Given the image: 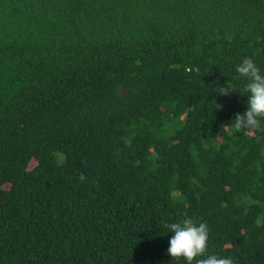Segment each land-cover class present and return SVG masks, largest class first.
I'll return each mask as SVG.
<instances>
[{
	"label": "trees",
	"instance_id": "1",
	"mask_svg": "<svg viewBox=\"0 0 264 264\" xmlns=\"http://www.w3.org/2000/svg\"><path fill=\"white\" fill-rule=\"evenodd\" d=\"M246 57L264 0H0V264H187L185 214L203 258L264 264Z\"/></svg>",
	"mask_w": 264,
	"mask_h": 264
},
{
	"label": "clouds",
	"instance_id": "2",
	"mask_svg": "<svg viewBox=\"0 0 264 264\" xmlns=\"http://www.w3.org/2000/svg\"><path fill=\"white\" fill-rule=\"evenodd\" d=\"M236 72L247 81L243 93L247 95V110L244 114L236 113L231 126L237 131L262 130L264 131V74L251 58H244L236 66ZM236 91L228 83L227 87H219L220 95H230ZM222 105H217L220 108ZM165 228L173 233L169 239L168 254L172 258H183L187 264H234L231 257L215 254H204L207 251L209 230L206 223L197 224L185 214L180 222L165 223Z\"/></svg>",
	"mask_w": 264,
	"mask_h": 264
}]
</instances>
